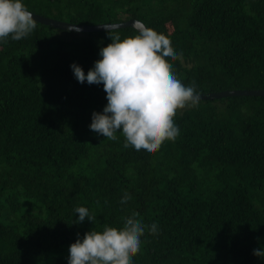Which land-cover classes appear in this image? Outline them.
<instances>
[{"label":"trees","instance_id":"trees-1","mask_svg":"<svg viewBox=\"0 0 264 264\" xmlns=\"http://www.w3.org/2000/svg\"><path fill=\"white\" fill-rule=\"evenodd\" d=\"M22 2L71 24L141 21L182 53L174 71L199 94L264 90V0ZM109 43L39 23L0 43V264H68L77 234L120 228L133 212L158 228L133 264H264L252 254L264 249V97L200 101L177 111L175 141L124 148L120 132L90 130L106 93L70 67L87 74ZM77 207L96 220L74 223Z\"/></svg>","mask_w":264,"mask_h":264},{"label":"clouds","instance_id":"clouds-1","mask_svg":"<svg viewBox=\"0 0 264 264\" xmlns=\"http://www.w3.org/2000/svg\"><path fill=\"white\" fill-rule=\"evenodd\" d=\"M36 25L22 0H0V43L26 38ZM102 26L111 43L100 49L101 59L87 74L77 64L70 65L79 83L103 84L106 93L107 104L101 113H92L89 128L112 141L120 132L124 148L155 153L165 141H175L179 136L174 122L177 111L199 105L196 83L186 86L177 77L172 62L182 60V53L163 33L134 20L131 27L138 34L121 39L119 25ZM130 199L125 193L121 203ZM75 213L74 223H82L85 218L92 223L96 220L86 207H77ZM146 228L151 234L158 232L155 223L146 226L139 213L133 212L123 218L120 228L104 225L102 231L92 229L82 239L77 234L69 246L68 264H133ZM252 254L264 258V249H254Z\"/></svg>","mask_w":264,"mask_h":264},{"label":"water","instance_id":"water-1","mask_svg":"<svg viewBox=\"0 0 264 264\" xmlns=\"http://www.w3.org/2000/svg\"><path fill=\"white\" fill-rule=\"evenodd\" d=\"M33 13V12H32ZM33 18L37 21V23L42 24L44 26H48L50 28L78 33V34H91V33H101L107 32L102 25H119V29L131 28L132 21L136 19H129L124 22L112 23V24H98V25H80V24H71L59 20H55L52 18H47L44 16H40L38 14L33 13ZM74 25V28H79L81 31L77 32L74 30H69L70 27ZM200 101H211L217 99H225L232 97H264V90H231V91H221L214 93H200Z\"/></svg>","mask_w":264,"mask_h":264}]
</instances>
